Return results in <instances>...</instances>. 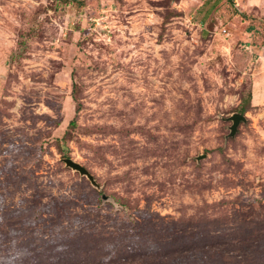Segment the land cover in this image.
<instances>
[{
    "label": "rangeland",
    "instance_id": "rangeland-1",
    "mask_svg": "<svg viewBox=\"0 0 264 264\" xmlns=\"http://www.w3.org/2000/svg\"><path fill=\"white\" fill-rule=\"evenodd\" d=\"M212 2L0 0V264H264V0Z\"/></svg>",
    "mask_w": 264,
    "mask_h": 264
},
{
    "label": "water",
    "instance_id": "water-1",
    "mask_svg": "<svg viewBox=\"0 0 264 264\" xmlns=\"http://www.w3.org/2000/svg\"><path fill=\"white\" fill-rule=\"evenodd\" d=\"M228 120L231 121V125L229 126V135H234L238 124L241 121L245 120V117L243 114L234 112L232 113L229 117ZM201 158L200 156L197 157V159ZM63 163L65 164L66 167L72 169L73 171L77 172L79 175L86 177V179L90 182V184L97 188L100 189V186L97 184L96 180L94 179L93 175L85 168L82 164L79 162L71 159V158H63L62 159Z\"/></svg>",
    "mask_w": 264,
    "mask_h": 264
},
{
    "label": "trees",
    "instance_id": "trees-1",
    "mask_svg": "<svg viewBox=\"0 0 264 264\" xmlns=\"http://www.w3.org/2000/svg\"><path fill=\"white\" fill-rule=\"evenodd\" d=\"M71 1H74V0H71ZM219 1H221V0H214V2H212V4L210 5L212 7L211 8L209 7L210 10L214 9V7L218 4ZM227 1H229L230 3H232L234 5L236 4L235 0H227ZM209 8L207 10H209ZM261 47L262 48L264 47V28H263V32H262V35H261ZM250 101H251V92L248 93V95L245 98L244 102L239 106V108H238L239 112L238 113L243 114V112L246 110V106L250 104Z\"/></svg>",
    "mask_w": 264,
    "mask_h": 264
},
{
    "label": "built area",
    "instance_id": "built-area-1",
    "mask_svg": "<svg viewBox=\"0 0 264 264\" xmlns=\"http://www.w3.org/2000/svg\"><path fill=\"white\" fill-rule=\"evenodd\" d=\"M225 32V30H223Z\"/></svg>",
    "mask_w": 264,
    "mask_h": 264
},
{
    "label": "crops",
    "instance_id": "crops-1",
    "mask_svg": "<svg viewBox=\"0 0 264 264\" xmlns=\"http://www.w3.org/2000/svg\"><path fill=\"white\" fill-rule=\"evenodd\" d=\"M263 49H264V47H263Z\"/></svg>",
    "mask_w": 264,
    "mask_h": 264
}]
</instances>
